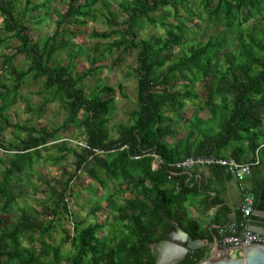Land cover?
<instances>
[{
  "label": "trees",
  "instance_id": "trees-1",
  "mask_svg": "<svg viewBox=\"0 0 264 264\" xmlns=\"http://www.w3.org/2000/svg\"><path fill=\"white\" fill-rule=\"evenodd\" d=\"M64 1L67 8L55 21L53 33L39 42L28 34L25 16L29 11L45 8L47 1L36 4L24 0L22 10L17 11L12 0H0L4 30L11 32L18 42L13 54L3 55L2 68H11L18 54L29 59L27 69L15 75L12 88L0 79V87L5 89L0 97L5 98L10 92L16 94L28 74L43 78L47 95L36 112L40 113L48 103L59 101L66 112L62 125L79 128L83 140L79 152L66 147L64 142L61 144L66 153L74 152L75 168L60 192L52 190L54 198L46 205L51 213L48 220L40 221L23 210L12 223L0 217V264H49L42 259L49 252L45 251L49 246L44 238L52 237L62 215L71 217L66 194L81 169L102 188L109 182L116 185L107 198L116 219L110 224L112 230L104 236L98 235L104 227L99 222L85 226L81 221L73 222L71 232L62 228L60 245L71 241L74 247L70 264H154L151 245L177 226L193 240L207 238L211 243L212 238L205 237L198 223L186 213L188 197L199 186L190 185L188 171L176 167V163L213 152L237 162H248V156L254 157L256 152L259 159L262 157L264 20L249 28L244 25L257 15L264 18V0H200L204 9L209 10L208 17L222 16L235 37L230 42L222 34H211L207 38L201 36L200 42L193 41L191 45H186L187 32L191 30L179 14L184 0L123 1L120 7L126 17L121 23L115 22V12L107 0ZM158 11L162 13L159 25L163 34L138 38L137 28L145 21L156 24L152 13ZM171 13L174 22L166 20ZM97 16L103 18L109 30L93 29L90 39L105 42L110 50L138 51L135 108L129 113L128 123L117 125L115 138L111 137L107 117L116 93L125 97L123 87L99 84L87 93L83 83L95 68L91 64L84 71L76 70L74 59L79 48L71 43L80 34L78 27ZM109 38L113 40L106 42ZM3 42L0 38V44ZM95 48L100 49V45ZM60 49L68 50V64L52 63L54 53ZM199 81L204 82L203 99L192 87ZM197 102V111L206 109L209 117L204 120L196 113L184 139L168 144L165 138L178 133L172 126L174 120L180 117L187 103ZM11 126L26 136L21 138L20 149H16L1 171L2 215H8L16 204L11 190L15 175L23 170L22 158L25 156L32 163L35 156L40 157L41 149L50 148L48 142L55 133L54 129L45 127L18 123ZM0 147L5 150L10 147L1 136ZM64 158L65 154L56 155L53 161L58 163ZM263 186L264 183H259L253 189L256 201ZM121 194L123 201L116 205L113 198ZM240 217L238 212L236 218ZM157 230H160L158 235ZM214 236L217 238L215 232ZM24 238L39 241L41 248L23 246ZM57 252L56 249L55 255ZM205 257L207 251L194 249L179 264H195Z\"/></svg>",
  "mask_w": 264,
  "mask_h": 264
},
{
  "label": "rangeland",
  "instance_id": "rangeland-1",
  "mask_svg": "<svg viewBox=\"0 0 264 264\" xmlns=\"http://www.w3.org/2000/svg\"><path fill=\"white\" fill-rule=\"evenodd\" d=\"M47 1L45 8L29 11L25 16V24L28 27V34L34 41L41 42L44 38L51 35L55 28V21L65 12L67 5L64 0H33V3L41 4ZM115 12V22L121 23L125 20V15L122 13L120 4L129 0H107ZM16 6V10L20 11L23 8L24 0H12ZM171 10V9H170ZM179 14L185 18V26L191 31L187 32L186 45H191L194 42H200L201 36L207 38L211 34H222L229 38L231 42L235 37L233 29H229L223 17L215 19L209 18V10L204 9L200 0H184V3L179 6ZM157 23L150 24L143 22L137 28L138 38H147L153 34H163V28L159 25V20L162 17L161 12L152 13ZM167 21H175L174 15L171 13L166 17ZM264 18L260 15L252 18L244 27L249 28L256 23H260ZM4 20L0 15V38L4 40L0 44V79L8 87L12 88L15 83V75L25 71L29 65V59L23 54H18L13 61V65L8 70H3L2 59L3 55H11L16 51L18 42L13 37L11 32L4 30ZM80 34L73 39L71 43L76 47L77 54L75 55L74 63L77 71H84L87 67L95 68V71L89 75L83 85L87 93H91L99 84H107L116 87L122 85V97L120 93H116V98L111 106L108 114V123L112 138L117 136L116 128L118 124L128 123L129 113L135 108L136 102V82H137V53L138 51L128 50L123 52L116 49H108L105 42H100L90 39L91 30L97 29L100 31L109 30V27L104 23L101 16L96 19L87 20L84 26L78 27ZM74 29V28H73ZM109 38L106 42L112 41ZM99 44L100 49L95 48ZM228 48V47H227ZM226 48V50H228ZM175 52L179 49L176 48ZM93 62V63H91ZM52 63H69L67 49L57 50L53 57ZM194 87L195 91L201 94L203 99L204 82L199 81ZM5 89L0 87V92ZM47 90L43 85V78H35L28 74L22 81L17 93H7L5 98L0 97V136L6 146H10L8 150L0 147V177L1 171L7 166L10 158L15 155L16 149H20L21 138L26 136L25 132H20L11 126L13 123L25 124L38 128L45 127L49 130L54 129L55 133L52 139L49 140L50 148L41 149L40 157H34L32 163L22 158L23 170L15 175L14 185L11 193L16 196V204H14L8 215L0 217L4 222L12 223L17 221L22 210L32 217L38 218L40 221H46L51 217V213L46 208V205L54 198L52 190L60 192V187L72 175L75 168L76 156L74 152L66 153L61 144L66 143V147L80 151V146L83 145L82 131L73 125L63 126L62 122L66 116L64 108L59 101L48 103L44 106L40 113L36 112V108L40 102L46 97ZM197 105L187 103L183 113L178 119L172 123L173 128L178 130L175 137H166L165 141L168 144L182 141L189 129V123L193 120L194 115L202 119L209 117V112L204 109L197 111ZM10 124V125H8ZM54 144V145H53ZM53 146V147H52ZM57 146V147H56ZM65 154V158L58 163L53 161L56 155ZM154 167L157 166L155 161ZM236 179V178H235ZM234 187V180L230 183ZM116 188L113 182H109L106 188H102L88 173L81 169L77 174V179L72 182L70 190L66 194V202L70 211V216H61V220L56 224V229L49 239L44 238L48 244L45 251H49L43 260L49 264H70V257L74 253V247L71 241L60 245L62 236V228L72 231L73 222L81 221L83 225L99 222L104 227L99 232V236H104L109 230L111 222L116 219L114 209L111 210V203L108 202V195ZM95 189V192L93 190ZM124 194L116 195L113 199L116 205H120L123 201ZM2 201L0 199V206ZM187 203L185 204V206ZM92 211V212H91ZM57 223V222H56ZM160 230H157L158 235ZM38 237V233H34ZM23 246L27 248L35 247L37 250L41 248L40 242H30L28 239H23ZM212 245L209 244L207 256L212 252ZM58 250L55 255V250Z\"/></svg>",
  "mask_w": 264,
  "mask_h": 264
},
{
  "label": "crops",
  "instance_id": "crops-1",
  "mask_svg": "<svg viewBox=\"0 0 264 264\" xmlns=\"http://www.w3.org/2000/svg\"><path fill=\"white\" fill-rule=\"evenodd\" d=\"M248 162H254L251 174L241 183L225 168L219 166H197L188 171L190 185L195 183L199 189L188 197L187 216L198 223L205 237L212 238L211 243L207 241V238L201 240L195 249L207 251L209 244L213 246L214 232L217 235V227L237 219L236 216L241 206L239 185L253 192L259 183H264V153L260 159L257 152L254 157L249 155ZM232 180H234V187L231 188Z\"/></svg>",
  "mask_w": 264,
  "mask_h": 264
},
{
  "label": "water",
  "instance_id": "water-1",
  "mask_svg": "<svg viewBox=\"0 0 264 264\" xmlns=\"http://www.w3.org/2000/svg\"><path fill=\"white\" fill-rule=\"evenodd\" d=\"M250 228L264 234V189L250 216ZM200 243L201 240H193L179 227L168 229L164 239L151 245L154 264H179ZM195 264H264V245L253 244L229 250L221 248L215 237L211 254Z\"/></svg>",
  "mask_w": 264,
  "mask_h": 264
},
{
  "label": "built area",
  "instance_id": "built-area-1",
  "mask_svg": "<svg viewBox=\"0 0 264 264\" xmlns=\"http://www.w3.org/2000/svg\"><path fill=\"white\" fill-rule=\"evenodd\" d=\"M256 163V161H255ZM254 162H237L230 157H221L214 152L188 157L178 163L176 167L189 171L193 167L219 166L225 168L238 182H242L251 174ZM241 193V217L230 220L217 227V241L221 248L229 250L244 248L253 244L264 245V234L250 228V216L253 215L257 201L252 191L239 185Z\"/></svg>",
  "mask_w": 264,
  "mask_h": 264
},
{
  "label": "flooded vegetation",
  "instance_id": "flooded-vegetation-1",
  "mask_svg": "<svg viewBox=\"0 0 264 264\" xmlns=\"http://www.w3.org/2000/svg\"><path fill=\"white\" fill-rule=\"evenodd\" d=\"M166 237V236H165ZM190 253V252H189ZM188 255V254H187Z\"/></svg>",
  "mask_w": 264,
  "mask_h": 264
}]
</instances>
